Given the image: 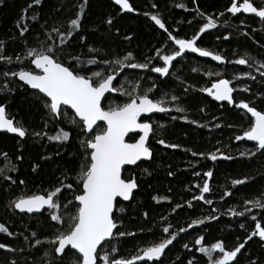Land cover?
Here are the masks:
<instances>
[{
	"label": "trees",
	"instance_id": "obj_1",
	"mask_svg": "<svg viewBox=\"0 0 264 264\" xmlns=\"http://www.w3.org/2000/svg\"><path fill=\"white\" fill-rule=\"evenodd\" d=\"M31 2L32 0H0V54L13 58L11 64L0 60V103L5 104L8 114L22 122L29 131V136L23 141L9 134H0V169L5 170L0 175V224H4L13 234L9 236L0 233V243L16 249L15 252L0 249V264H10L12 260L16 264H56L52 257L45 256V252L53 247L47 241L54 238L55 233V228L52 227L54 222L50 221L49 213L46 211L38 215H21L10 204L20 195L44 194L58 186L59 180L63 179L61 173L66 168L73 172L82 159L79 148V139L82 137L77 136L78 129L67 122L57 124L54 121H49L45 129V109L36 101L34 92L17 78L10 74L5 76L4 73L33 68L28 60L21 64L15 59L17 56L23 58L27 48L59 45L60 38L52 29L60 28L64 32L84 0H43L41 6L29 10L30 17L35 15L39 19L36 22L29 19V31L21 37L16 23L21 17V10ZM231 2L232 0H130L136 11L126 14L121 13L109 0H88L81 29L65 45L67 53H70L66 63L71 60L75 64L76 60L72 58L78 57L79 62L92 71H108L101 61L122 59L129 51L135 56L136 62H149L155 56V49L161 48L165 43L170 45L168 53L174 50L175 46L166 39L167 33L159 29L144 13L159 15L173 35L187 39L207 22L205 17L211 16L217 27L205 32L197 41L198 46L222 55L226 60L225 65L218 66L187 54L173 62L170 74L162 78L156 73L141 69L125 68L120 72L113 65L119 72L117 87L123 85L125 89L133 91L138 86L140 91H144L155 86L149 95L155 99L163 98L165 106L173 109L171 114L155 116L149 121L154 128L150 141L152 161L141 164L139 168H130L125 173L136 176L140 187L130 203L119 205L124 211L120 212L117 208L115 214L122 217L117 221L119 230L135 232L137 235L117 236L107 246L108 251L113 247L118 249L114 254L118 258H131L142 248L166 238L163 228L171 225L170 232L179 234L177 240L165 250L166 255L162 257L164 264H187L189 259H193V255L196 264H208L207 257L199 253V246H194L196 238L203 235L206 247L222 241L228 250H232L254 231L256 222L264 225V220H261L264 209L247 203L264 200V155L257 152L255 156H250V150H255L253 142L235 139L237 135H243V131L249 126V117L243 110L226 103L218 104L200 91L201 88L210 87L217 79H229L236 89L234 99L237 103L243 100L258 110H264V76H261L264 68L260 67L264 63V20L251 13L232 15L227 12ZM251 2L258 8L264 7V0ZM153 4L156 5L155 8ZM181 4L184 5L183 8L179 7ZM200 13L205 15L202 17ZM220 13L224 15L221 16ZM109 17L113 18L112 26L105 23ZM125 36H131L132 39L126 40ZM225 36L228 39H224ZM90 47L99 49V52L90 53ZM240 58L248 59L249 65L236 64L235 61ZM90 59H95L98 63L89 65L87 61ZM151 65L160 66L162 62L151 59ZM208 72H218L221 75L210 77ZM253 76L254 80L250 78ZM245 88L248 91H243ZM7 89L12 91L8 92ZM173 95L178 97L175 102L171 101ZM125 99L119 94L110 95L104 106H115ZM176 107H182L184 111L178 113L174 111ZM173 116L178 119L173 120ZM217 124L221 127L217 128ZM61 127L73 133L72 139L63 145L48 141L46 137L40 139L33 135L35 132L45 131L49 135H55ZM135 139L136 136H133L130 141ZM158 139L180 147L165 148L157 143ZM217 149L218 156L224 154L233 159H208V154L215 153ZM193 151L204 155L193 156ZM4 153H7V160ZM21 154L23 160H17ZM44 156H51V159L44 160ZM34 164L40 165L36 172L32 171ZM13 168L18 170H11ZM144 168H148L151 175L145 173ZM207 171L213 172L212 178L208 180L211 191L204 194L213 201L211 205L193 199L200 195L196 185H202L208 179L203 175ZM169 172L173 175L169 176ZM196 172L200 175H195ZM4 176H11L17 183L11 184ZM236 179L246 182L233 185L232 182ZM20 180L26 183L21 185ZM226 192H231L232 195L225 196ZM66 195L70 199L72 193L67 192ZM189 202L193 207H188ZM178 204L182 207L177 208ZM213 208L217 210L215 213L212 212ZM230 209L244 212V215L233 216ZM63 211L62 208L61 212ZM145 212L148 213L147 219L143 215ZM209 215H215L218 219L208 221ZM253 216L256 217L255 221ZM195 219H203L205 224L188 229L186 233L179 232L180 228H187ZM33 233L36 235L33 236ZM36 239H40L42 244L34 247ZM185 243L191 251L183 247ZM262 245L264 242L259 241L258 237L248 241L241 254H238L240 264H264Z\"/></svg>",
	"mask_w": 264,
	"mask_h": 264
},
{
	"label": "snow or ice",
	"instance_id": "obj_2",
	"mask_svg": "<svg viewBox=\"0 0 264 264\" xmlns=\"http://www.w3.org/2000/svg\"><path fill=\"white\" fill-rule=\"evenodd\" d=\"M43 0H32L28 6L21 10V17L16 23L19 29L20 36H25L29 31L27 21L30 19L33 22L38 21V16H29V10L41 6ZM88 0H84L79 5L78 11L74 18H71L66 30L61 32L60 28H53L52 31L59 36V45H41L39 48H27L26 55L21 58L17 56V62L23 64L24 60H28L34 68L24 69L19 71L5 72V76L18 78L28 88L35 90L33 95L45 109L46 119L43 127H48L49 121H54L57 124L65 122L78 129L77 136L79 139L80 159L73 172H69L66 168L61 173L63 179L59 180V185L47 191L44 194L20 195L16 197L10 204L12 209L18 210L20 213H49L50 221L54 222L52 227L55 228L54 238L47 241L52 245L50 251L45 252V256H50L56 261V264H164L162 259L166 255V249L177 240L179 233L172 234L170 232L171 225L163 228V233L167 234L166 238L152 243L150 246L142 248L136 255L131 258L120 257L114 255L118 249L113 247L111 251L107 250V246L112 240L118 237L132 236L137 233L121 231L118 228V220L122 217L116 216V210L124 211L123 207H119L122 202L134 199L135 191L140 187V182L134 175H125L132 166L139 168L144 161L153 159V150L149 144V137L154 134L151 114L153 113H169L173 109L166 107L165 100L155 99L149 94L154 91V87H149L144 91H140L137 86L133 91H129L121 85L117 87L114 81L117 80L119 72L113 65L117 66L122 72L125 68L141 69L158 74L159 77H167L170 74V69L174 67L173 62L177 58H182L187 52L196 53L200 57H210L213 61L226 63L222 55L215 54L212 51L206 50L204 47L198 46L197 41L202 35L210 29L217 27L216 21L211 17H205L204 23L199 31L190 39L179 38L168 30L162 18L157 14L144 13L149 16L159 29L167 33V41L171 42L175 48L170 53L167 49L170 47L165 43L161 48L155 49V56L150 58L149 62H136V58L132 52H127L122 59H107L101 61L108 71H92L90 68L83 66L79 62L78 57H73L76 63L65 62L70 53H67L65 45L72 39L73 35L78 33L82 27V20L85 12V5ZM114 5L119 6L121 13H132L136 9L130 3V0H112ZM155 8L156 5L153 4ZM179 7L183 8L181 4ZM199 11V9H197ZM227 12L232 15L237 13L255 14L261 20H264V7H257L251 0H242L238 3L237 0H232L231 6L227 8ZM203 17L205 14L200 13ZM221 16L224 13H220ZM108 26L113 25V18L109 17L105 21ZM191 23V21H189ZM43 27V25H42ZM118 31V30H117ZM50 38V37H49ZM83 39V38H82ZM126 40H131V36H125ZM224 39H228L227 36ZM70 47V45H68ZM89 52H99V49L89 48ZM151 59H156L162 62V65H151ZM0 60L11 64L13 58L0 54ZM89 65L97 64L95 59L87 61ZM238 65H249V60L240 58L235 61ZM264 68V63L260 65ZM196 71V69H193ZM90 73V74H88ZM208 76H220V73L208 72ZM250 75V74H249ZM264 76V72H261ZM255 79V77H250ZM236 89L232 86L229 79L220 78L211 83L210 87L201 88L200 91L206 93L215 101H226L228 105L234 106L236 109L243 110L245 115L249 117V126L243 131V135H237V141L253 142L254 151L249 152L250 156H255L257 152L264 155V110H258L254 106H250L249 102L241 100L237 103L233 93ZM11 92V89H7ZM243 91H248L247 88ZM117 93L120 96L126 97L124 102L109 105L105 108L104 103L110 98V95ZM178 97L173 95L171 101L175 102ZM203 111V109H201ZM174 111L180 113L184 109L176 107ZM173 120L178 117L173 116ZM186 119V118H185ZM203 127V125H200ZM221 127L220 124L216 125ZM231 127V125H229ZM0 133L13 134L23 141L29 136L27 127L22 122H19L8 114L6 105L0 103ZM130 134L138 136L134 142H128ZM40 139L47 138L48 141H55L60 144H66L72 139V131L59 128L55 135H49L45 132L33 133ZM157 143L165 148L176 149L180 147L177 144H168L164 139H158ZM208 154L207 158L216 161L218 159L230 160L232 156L217 153ZM59 155V153H57ZM193 156L203 153L192 152ZM243 155V153H242ZM3 156L7 160V153ZM44 160H50L51 156H44ZM17 160H23V155L17 157ZM40 167L39 164H34L32 171L36 172ZM11 170H18L13 168ZM4 169H0V175L4 173ZM144 172L151 175L148 168H144ZM173 175L172 172L168 173ZM199 176L200 173L196 172ZM207 177L202 185H196L200 190L199 196H194L195 200H202L204 203L211 205L212 200L205 197L204 194L211 191L210 180L213 176L212 171L203 173ZM4 179L10 181L11 184H16L17 181L11 176H4ZM65 181H68L65 183ZM246 181L236 179L233 185H241ZM26 182L20 180L19 184L24 185ZM71 192L72 196L69 199L66 195ZM225 196H231V192H226ZM154 199H156L154 197ZM67 201V203H61ZM159 202V201H157ZM257 208L264 209V200L248 201ZM70 205V207H69ZM177 208L182 205H176ZM188 207L193 205L188 203ZM64 209L61 212V209ZM217 210L212 209L215 213ZM233 216H243L244 212H236L229 210ZM144 217L147 219L148 213L145 212ZM218 219L215 215H209L208 221ZM253 221L256 217H252ZM264 220V216H261ZM205 224L203 219L192 220L187 228H180L179 232L186 233L188 229L198 225ZM243 228L244 225L242 224ZM0 233L13 235L4 224H0ZM36 234L33 233V236ZM253 237H258L259 241L264 242V225L260 222L255 223V229L251 234L247 235L244 242L239 243L234 249L228 250L222 241L213 243L210 247L204 244L205 237L199 236L194 240V246H199L198 251L204 257H207L208 264H240L238 254L245 248V244L251 241ZM40 239L35 240V246L41 245ZM264 246V245H262ZM185 249H189L188 244H184ZM0 249L15 252L16 249L8 245L0 243ZM103 253V255L101 254ZM10 264H16L12 260ZM51 264V262H50ZM187 264H196L195 256L189 259ZM255 264V262H253Z\"/></svg>",
	"mask_w": 264,
	"mask_h": 264
},
{
	"label": "water",
	"instance_id": "obj_3",
	"mask_svg": "<svg viewBox=\"0 0 264 264\" xmlns=\"http://www.w3.org/2000/svg\"><path fill=\"white\" fill-rule=\"evenodd\" d=\"M109 1H111L112 2V0H109ZM242 0H237V2L238 3H240ZM117 6V5H116ZM118 8H119V6H117ZM126 14H133V12L132 13H126ZM187 54H189V55H194V56H196V57H198V58H200V59H202V60H205V61H210V62H212V63H214L215 65H218V66H223V65H225V63H223V64H221L220 62H217V61H213L210 57H200L198 54H196V53H191V52H187L184 56H186ZM183 56V57H184ZM182 57V58H183ZM182 58H177V61L178 60H180V59H182ZM175 62V61H174ZM33 66V68H34V65H32ZM18 79V78H17ZM117 79H118V76H117ZM19 81V80H18ZM117 81V80H116ZM116 81H114V83L116 84ZM20 83H22L23 84V82H21V81H19ZM30 89V88H29ZM32 92H34L35 90H32V89H30ZM117 93H113V94H111V95H116ZM233 96H234V93H233ZM212 99V98H211ZM213 100V99H212ZM214 102H216V103H218V104H223V103H226L227 104V102L226 101H223V102H221V101H215V100H213ZM172 113V111H170L169 113H153V114H151V119L152 118H154L155 116H159V115H165V114H167V115H169V114H171ZM0 134H3V133H0ZM9 135H11V136H14L13 134H9ZM134 135L133 134H130V138L131 137H133ZM152 136L153 135H151L150 137H149V144H150V141H151V139H152ZM15 137V136H14ZM18 138V137H17ZM130 138H126V139H128V142H131L130 141ZM26 139V138H25ZM24 139V140H25ZM136 139H138V136H136ZM134 142V141H133ZM152 160H150V161H144V162H142V164L143 163H150ZM131 168H135V166H132ZM138 190V189H137ZM137 190L135 191V193L137 192ZM134 193V194H135ZM132 200H130V201H126V202H122L123 204H128V203H130ZM16 212L17 213H19V214H21V215H38V214H41V213H32V214H28V213H20L18 210H16Z\"/></svg>",
	"mask_w": 264,
	"mask_h": 264
},
{
	"label": "flooded vegetation",
	"instance_id": "obj_4",
	"mask_svg": "<svg viewBox=\"0 0 264 264\" xmlns=\"http://www.w3.org/2000/svg\"><path fill=\"white\" fill-rule=\"evenodd\" d=\"M240 3H242V1Z\"/></svg>",
	"mask_w": 264,
	"mask_h": 264
}]
</instances>
